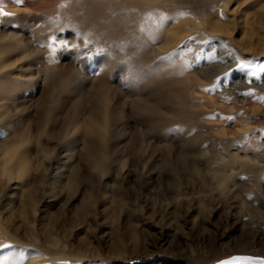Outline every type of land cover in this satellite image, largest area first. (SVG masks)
Listing matches in <instances>:
<instances>
[{"label": "rangeland", "instance_id": "374dc122", "mask_svg": "<svg viewBox=\"0 0 264 264\" xmlns=\"http://www.w3.org/2000/svg\"><path fill=\"white\" fill-rule=\"evenodd\" d=\"M236 255L264 258V0H2L0 264Z\"/></svg>", "mask_w": 264, "mask_h": 264}, {"label": "water", "instance_id": "95a60500", "mask_svg": "<svg viewBox=\"0 0 264 264\" xmlns=\"http://www.w3.org/2000/svg\"><path fill=\"white\" fill-rule=\"evenodd\" d=\"M236 257H250V258H252L249 261H239V262H237V264H262V262H264V258H262V257H255V256H250V255H236V256H232V257H228L226 259L220 260L214 264H222V262L231 261V260H233V258H236Z\"/></svg>", "mask_w": 264, "mask_h": 264}, {"label": "snow or ice", "instance_id": "6c2138e0", "mask_svg": "<svg viewBox=\"0 0 264 264\" xmlns=\"http://www.w3.org/2000/svg\"><path fill=\"white\" fill-rule=\"evenodd\" d=\"M16 2L22 4L24 2V0H16ZM0 5H2V0H0ZM5 15H6V13H5ZM146 19H151V16L146 17ZM241 67H248V65L241 64ZM229 119H231V118H229ZM251 259L252 258H250V257H236V258H233V260H231V261L222 262V264H237V262H239V261H249ZM262 264H264V262H262Z\"/></svg>", "mask_w": 264, "mask_h": 264}]
</instances>
